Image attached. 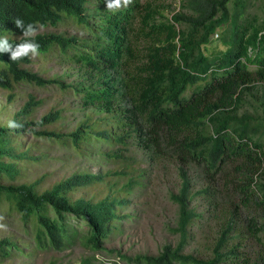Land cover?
<instances>
[{"label": "trees", "instance_id": "obj_1", "mask_svg": "<svg viewBox=\"0 0 264 264\" xmlns=\"http://www.w3.org/2000/svg\"><path fill=\"white\" fill-rule=\"evenodd\" d=\"M182 8L191 13L174 12L168 18L156 2L141 0L111 11L107 0H0V37L13 46L24 41L16 18L52 28L34 38L39 56L63 64L74 61L67 69L78 75L69 84L44 79L30 69L33 58L11 61L9 53H0V89L10 101L20 83L71 89L83 95L84 109L104 114L107 122L115 120L111 129L84 122L69 135L75 147L91 137L92 128L96 141L135 147L149 168L178 172L180 188L172 195L177 224L170 229L179 237L176 246L164 245L157 256L118 252L127 264H236L243 257L238 250L244 238L264 246V1L257 6L253 0H187ZM68 24L85 35L58 32ZM216 33L226 49L208 55ZM42 103L31 95L13 119L23 127H0V207L7 201L23 223L35 224L40 249L63 252L71 247L78 237L71 223L76 220L89 228L86 246L106 251L116 221L125 218L118 216L117 206L127 205L128 197L120 198L112 189L97 202L75 198L76 191L103 180L104 175L89 171L43 192L44 179L27 178L43 158L35 154V140L61 142L65 136L43 129L61 119L60 110L39 121L31 118ZM111 155L124 159L121 150ZM197 183L202 185L198 190ZM134 185L142 183L127 187L132 191ZM199 195L208 196L214 209L222 205L228 215L207 260L184 252L192 226L202 218L194 205ZM232 239L239 244L231 245ZM13 250L18 246L11 239L0 240V258ZM93 260L82 264H95ZM244 261L264 264V248Z\"/></svg>", "mask_w": 264, "mask_h": 264}, {"label": "rangeland", "instance_id": "obj_2", "mask_svg": "<svg viewBox=\"0 0 264 264\" xmlns=\"http://www.w3.org/2000/svg\"><path fill=\"white\" fill-rule=\"evenodd\" d=\"M141 1L156 2L160 6V11L168 18L174 12L191 13L188 8H182V4L187 5V0ZM253 1L259 6L264 0ZM253 10L257 11V7ZM51 30L52 28H46L42 32ZM65 31L71 36L85 35L79 26L73 24L61 26L58 32ZM219 35L220 33L214 35V42L206 51L208 55L226 49L219 42ZM57 60L60 59L38 56L32 60L30 69L44 79L61 78L67 84L75 83L78 75L67 69L74 66V61H64L63 64ZM31 95L43 101L31 118L39 121L45 115L60 110L61 119L54 124L44 126L43 129L54 130L65 136L61 142L43 139L47 143L35 140L37 142V147H34L35 154L43 158L38 164L31 166L27 178L44 179L40 183V192H43L73 174L89 171L92 174L104 175L103 180L76 191L73 194L75 198L85 197L97 202L112 194L114 190L120 198L128 197L130 202L124 206H117L118 216L125 218L116 221V229L104 243L106 251H94L90 246L87 247L85 237L89 233L88 226L83 221L73 220L71 223L77 227L78 237L72 242L71 247L58 252L37 247L35 224L23 223L19 214L5 201L0 207V218H2L0 224L6 225V228H0V240L11 239L18 246V250H13L6 258H0V264H82V261L88 258H95L96 260H93L95 264H127L120 260L118 252L129 257L157 256L164 245L176 246L179 237L170 229L175 228L177 224L178 206L172 201V195L180 188L178 172L173 167L149 168L145 160L146 156L144 157L135 147L131 150V147L129 149L121 144L96 141L92 138L94 134L92 128L89 130L91 137L82 142L79 148L75 147L69 135L81 129L84 122L94 125L97 129H111L115 120L110 119L107 122L104 114L93 109H84L83 95L75 94L71 89H62L59 86L37 87L20 83L16 86L15 96L11 101L9 93L0 89V127L8 126V122L13 121L16 113L25 106ZM29 140H33L30 135ZM117 150H121L123 160L112 157L111 154ZM116 172L122 174L115 175ZM23 181L24 178L19 182ZM134 182L138 185L140 182L142 186L134 185L130 191L127 185ZM201 187V183H197L196 190ZM194 205L197 211L202 213V218L192 226L191 239L184 252L207 260L213 257V248L221 228L228 220V215L222 205L221 208L214 209L209 204L208 196L199 195L194 199ZM225 205L224 203V207L227 208ZM241 212L244 214V211ZM240 222H242L241 218L238 219V223ZM230 244L237 245L239 240L232 239ZM241 244L242 248L238 252L243 257L236 259V264H252V261L243 263V258L252 260L264 248L250 238H244Z\"/></svg>", "mask_w": 264, "mask_h": 264}, {"label": "clouds", "instance_id": "obj_3", "mask_svg": "<svg viewBox=\"0 0 264 264\" xmlns=\"http://www.w3.org/2000/svg\"><path fill=\"white\" fill-rule=\"evenodd\" d=\"M131 3L132 0H107V10H118L121 7H127ZM13 22L17 28L22 30L24 41L13 46L7 37H0V53H9L11 61L38 57L40 55V44L34 38L39 31L43 30L44 25L38 22L25 25L20 18H16ZM8 127L10 129H18L23 127V125L15 121H9ZM0 228H6V225L0 224Z\"/></svg>", "mask_w": 264, "mask_h": 264}, {"label": "built area", "instance_id": "obj_4", "mask_svg": "<svg viewBox=\"0 0 264 264\" xmlns=\"http://www.w3.org/2000/svg\"><path fill=\"white\" fill-rule=\"evenodd\" d=\"M218 37V35H216Z\"/></svg>", "mask_w": 264, "mask_h": 264}]
</instances>
